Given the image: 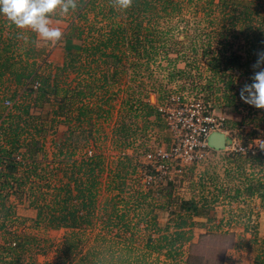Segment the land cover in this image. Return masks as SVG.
I'll return each instance as SVG.
<instances>
[{
	"label": "trees",
	"instance_id": "trees-1",
	"mask_svg": "<svg viewBox=\"0 0 264 264\" xmlns=\"http://www.w3.org/2000/svg\"><path fill=\"white\" fill-rule=\"evenodd\" d=\"M199 1L204 7L200 22L216 30L215 36L223 35L225 43H218L206 32L203 38L199 35L185 43L170 41L165 45L168 32L161 29V21H181ZM262 2L238 6L236 0H0V264H36L35 257L45 252L44 241L34 234L6 226L14 213L5 205L9 194L18 198L26 194L27 205L35 213L32 229L66 231L55 247L52 264H186L184 249L192 245L194 224L188 220L200 216L205 200L197 206L192 198L173 199L171 182L154 190L152 185L143 189L139 184L126 193L125 177L140 171L141 166L134 150L133 155L120 151L111 181L115 193L100 203L102 156L93 153L77 158L75 154L88 144L93 118L105 120L110 115L112 87L122 77L126 93L112 130L120 150H127L128 141L138 132H145L150 119L160 121L155 106L144 99L149 86L162 89V82L186 79L193 84L191 91L198 90L216 105L232 109L239 96L237 92L230 95L237 75L251 73L254 84L263 90L264 57L258 55L264 51L255 48L263 44L264 23L256 18L264 11ZM42 18L66 23L65 37L80 41L64 50L59 65L45 72L40 66L43 59L37 61L35 34L28 29ZM198 28L193 26L194 31ZM235 28L244 31L245 38L248 32L251 36L246 51L251 58L243 63L239 55L233 51L227 54L225 49V44L231 45L227 33L232 35ZM213 39L216 48H212ZM163 45L177 57L168 59L161 51ZM158 54L166 58V73L161 77L165 81L150 69ZM196 59L205 60L200 64L204 76ZM178 60L181 69L175 67ZM6 96L11 102L7 109L3 106ZM32 108H44V117H34ZM58 125L66 126L64 137L54 142L51 163L43 164V160L41 164L38 139L46 132L54 134ZM18 152L24 164L14 161ZM245 159L249 163L264 161L258 156ZM142 165L153 173L146 162ZM22 166L23 171L15 176ZM260 186L255 182L245 191L261 199ZM109 187L110 183L104 191ZM166 210L169 217L161 227L157 211ZM261 242L253 264H264V240Z\"/></svg>",
	"mask_w": 264,
	"mask_h": 264
},
{
	"label": "rangeland",
	"instance_id": "rangeland-1",
	"mask_svg": "<svg viewBox=\"0 0 264 264\" xmlns=\"http://www.w3.org/2000/svg\"><path fill=\"white\" fill-rule=\"evenodd\" d=\"M254 2L256 0H236L238 6L251 5ZM190 8L181 21L177 18L161 21L162 25L159 24L161 29L166 28L168 32L164 40L165 45H168L170 41L183 43L187 40H193L199 35V38H203L206 32L210 36L217 38L218 43H225L223 35L219 36L216 33L217 36H215L212 33L216 30L207 29L204 26L205 23L200 22L203 19L202 10L204 7L202 2L199 1L197 4L191 5ZM214 17L217 18L218 15L214 13ZM256 18L264 23V11H259ZM196 25L199 27V31L193 30V26ZM65 27L66 23L64 22L46 18H42L38 23L28 26V29L32 30L35 34V49L38 53L37 61L43 59L44 63L41 61L40 66L44 72L60 64L65 49H71L75 45L80 44L79 40L67 39L65 37ZM244 34V31L241 32L239 28H235L232 35L227 33L226 36V40L230 41L231 45L226 46L225 44L226 53L228 54L233 51L241 57L242 63L245 61V58H249L248 60L251 58V55L247 56L246 53V51L250 50L248 47L251 45L248 44L247 40L250 41L251 36H249L248 32L245 38ZM262 39L263 44L256 45L255 48L264 51V33ZM211 41L212 48H216V40L213 39ZM161 51L167 53L166 57L168 59L177 57V53L171 51L167 46ZM160 55L158 54L154 62L150 64V69L154 70L159 80L165 81L161 77L166 73L164 67L167 66V63L165 61L166 58L163 59ZM258 56L264 57V52H261ZM196 61L201 68L202 76H204L205 71H203L200 64H203L205 60L196 59ZM47 64L48 68L45 69ZM262 65L259 66V69H261ZM175 67L176 69H181L183 67L182 61H176ZM191 71L194 76L195 71ZM249 75L251 76V73ZM249 75H237L235 77L236 84L230 95H234L237 92L239 96H236L234 109L216 105L213 99L205 98L204 94L198 92V90L197 92L191 91L190 89L193 84L182 78H177L174 82H162V89L158 88L157 85L153 88L149 86L144 99L154 106L173 94H182L189 101H192L190 99L199 100L205 106H209L213 116L223 119V129L227 132L224 135L227 139L235 141L241 147L248 144L262 147L264 146V81L261 85L263 90H261L259 87L257 88L258 85L254 84L255 82ZM194 79H197V76H194ZM118 81L112 87L113 97L110 102L112 104L110 115L105 120L100 119L99 121H95L93 118L94 126L92 127L94 130L92 131L91 138L88 144L75 154L77 158L85 155L91 156L93 153L102 156L103 172L99 196L100 203L106 195L110 196L115 193L112 189L113 182L111 181L114 180L118 157L121 156L120 151H125L124 153L127 155H133V151L135 150L136 159L141 165L139 169L141 171L144 169L142 163L146 162L143 159L146 153L151 152L154 148L167 151L172 141L170 133L162 119L160 118V121L150 119L147 122L145 132L143 134L138 132L133 140L128 141V149L120 150L118 141L112 137L115 135L112 133V130L115 128L120 117V102L125 96L127 84L125 77H122ZM32 89L35 88L32 86ZM5 98L11 104L7 96ZM7 108L5 107V109ZM44 111V108L42 110L30 109V113L34 117L39 114L38 116L43 118ZM2 115L4 116V112ZM136 123L138 125L137 129H139L140 122L137 121ZM83 126L86 127L85 124ZM65 129L66 126L58 125L54 134L46 132L42 139H38L41 147L37 159L40 160L41 164L43 160L45 161L43 164L46 161L51 163V159H53L52 155L56 151V144L54 142L64 137ZM237 148V146H234V149L237 150ZM23 151V149L19 150L21 153ZM19 152L16 161L22 160ZM199 154L200 157L191 164L184 165L179 161H168L167 165L164 166L166 167L165 173H162L164 180L151 184L154 190L161 188L166 182H171L172 191L170 196L173 199L188 200L192 198L197 206L203 200L206 201L204 208L201 209L202 213H200V216L188 220L189 222L193 221L194 224L192 229L190 228L192 231V245L188 250L184 249V255L187 256L186 264H253V258L262 244L261 241L264 240V161H260V163L245 162L247 161L245 159L247 157L246 154H239L231 149L227 150V152L202 149ZM42 155L45 156V159H42ZM17 163L24 164L23 161ZM156 165L158 163L154 167ZM2 167L0 166L1 177L3 174ZM21 168L17 170L15 176L20 175L23 171V166ZM140 174L141 172L137 171L134 175L128 174L125 177L123 188H125L124 191L126 193H128L127 189L130 190V187L139 184L143 189L149 188L150 185H146L143 182L144 180L141 179ZM54 181L56 180L54 179ZM255 182L261 184L259 189V192L263 193L261 199L255 194L249 196L245 191V189L251 187ZM109 183L111 187L108 188V192L104 191L105 186ZM124 197L128 196L124 194ZM6 200L5 205L11 206L14 212L13 216L6 223L8 229L24 231L25 233L29 232L44 241L42 245L45 252L35 257V263L52 264L55 257V247L59 244L66 231L46 230L43 227L32 229L30 225L35 213L27 205L26 194L19 196V198L14 194H9ZM167 211H157L156 220L161 227L169 217ZM2 242L0 233V244Z\"/></svg>",
	"mask_w": 264,
	"mask_h": 264
},
{
	"label": "built area",
	"instance_id": "built-area-1",
	"mask_svg": "<svg viewBox=\"0 0 264 264\" xmlns=\"http://www.w3.org/2000/svg\"><path fill=\"white\" fill-rule=\"evenodd\" d=\"M36 86V84L33 85V88ZM190 100L192 101L186 100L182 94H173L155 105V111L166 125L172 141L167 151L154 148L143 156L147 165L153 170L152 174L148 173L146 169L139 171L141 179L146 185L164 180L162 178L166 170L164 166L168 161H179L184 165L191 164L200 157L199 153L202 149L210 150L206 145V138L210 133H227L223 129V119L213 116L208 105L205 106L199 100ZM3 105L8 108L11 106L7 100L3 102ZM234 146L238 147L237 150L234 149ZM229 149L247 156H258L264 160V146L248 144L241 147L235 141L229 140V144L222 151L227 152ZM17 158L18 156L14 160L16 161ZM16 162L21 161L19 159ZM157 163L155 168L154 165Z\"/></svg>",
	"mask_w": 264,
	"mask_h": 264
},
{
	"label": "water",
	"instance_id": "water-1",
	"mask_svg": "<svg viewBox=\"0 0 264 264\" xmlns=\"http://www.w3.org/2000/svg\"><path fill=\"white\" fill-rule=\"evenodd\" d=\"M228 144L229 140L223 133L213 132L210 133L206 138V145L208 148L215 151L223 150Z\"/></svg>",
	"mask_w": 264,
	"mask_h": 264
},
{
	"label": "crops",
	"instance_id": "crops-1",
	"mask_svg": "<svg viewBox=\"0 0 264 264\" xmlns=\"http://www.w3.org/2000/svg\"><path fill=\"white\" fill-rule=\"evenodd\" d=\"M253 200V199H252ZM209 219V218H208Z\"/></svg>",
	"mask_w": 264,
	"mask_h": 264
}]
</instances>
